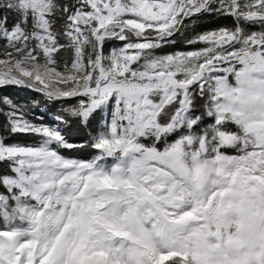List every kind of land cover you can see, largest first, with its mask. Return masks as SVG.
Wrapping results in <instances>:
<instances>
[{
	"label": "snow or ice",
	"instance_id": "snow-or-ice-1",
	"mask_svg": "<svg viewBox=\"0 0 264 264\" xmlns=\"http://www.w3.org/2000/svg\"><path fill=\"white\" fill-rule=\"evenodd\" d=\"M7 86L0 264H264V0H0Z\"/></svg>",
	"mask_w": 264,
	"mask_h": 264
},
{
	"label": "trees",
	"instance_id": "trees-1",
	"mask_svg": "<svg viewBox=\"0 0 264 264\" xmlns=\"http://www.w3.org/2000/svg\"><path fill=\"white\" fill-rule=\"evenodd\" d=\"M215 23H229V21L218 20V21H215ZM203 26L204 25H201L200 28H202ZM206 26L211 27V26H214V24L210 22ZM200 28H198L197 30H200ZM177 44L179 47H187L186 45H183L179 40L177 41ZM3 95H10L16 99H25V98H31V96L38 95V94L32 93L31 91L30 92H26L24 90L20 91V90H18V88L16 86H7V87H0V96H3ZM56 107H59V105H57ZM40 110H41L40 108H33L32 109L33 115L36 116L35 113H38ZM39 115L42 116V114H40V113H39ZM49 115H55V112L51 107L48 108V114L47 113L44 114L45 118L42 121H45L49 124H53L54 122L50 121L48 118ZM3 121H4V117L2 114H0V125L3 124ZM73 139L74 140L78 139V137H76L74 135ZM36 140H38V137L29 135V134H25V133L14 134L8 138V142H15V143H21V144L35 143ZM88 152H89L88 149H84L78 153H73V155L85 156L88 154ZM3 170H4V166L2 164H0V173H2Z\"/></svg>",
	"mask_w": 264,
	"mask_h": 264
},
{
	"label": "rangeland",
	"instance_id": "rangeland-1",
	"mask_svg": "<svg viewBox=\"0 0 264 264\" xmlns=\"http://www.w3.org/2000/svg\"><path fill=\"white\" fill-rule=\"evenodd\" d=\"M18 90H20V91L24 90V91H26V92H30V91H31V90H29V89H23V88H18ZM39 113L42 114V116L39 115ZM46 113L48 114V110L45 111V110H42V109H41L38 113H35V114H36L37 117H43V119H44V118H45V117H44V114H46ZM53 116H54V115H49L48 118H49L50 121H53V122H54V120H53ZM37 122H43V123L49 124V123H47V122H45V121H37Z\"/></svg>",
	"mask_w": 264,
	"mask_h": 264
}]
</instances>
